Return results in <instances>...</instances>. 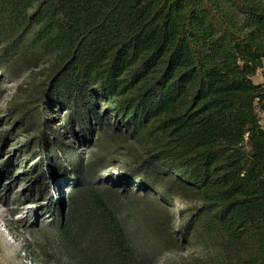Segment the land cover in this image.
Segmentation results:
<instances>
[{
    "label": "trees",
    "instance_id": "1",
    "mask_svg": "<svg viewBox=\"0 0 264 264\" xmlns=\"http://www.w3.org/2000/svg\"><path fill=\"white\" fill-rule=\"evenodd\" d=\"M36 71L0 118V153L34 134L18 150L54 264H148L129 193L198 248L188 264H264V0H0L2 76Z\"/></svg>",
    "mask_w": 264,
    "mask_h": 264
},
{
    "label": "rangeland",
    "instance_id": "2",
    "mask_svg": "<svg viewBox=\"0 0 264 264\" xmlns=\"http://www.w3.org/2000/svg\"><path fill=\"white\" fill-rule=\"evenodd\" d=\"M39 72L33 75L22 74L18 79H10L2 76V99L0 101V118L5 114L9 103H16L17 107L22 106L23 97L17 94L18 87L27 85L28 78L35 76L36 82ZM3 78V79H2ZM32 81V82H33ZM255 84L262 81L260 72L252 78ZM33 83V84H34ZM25 98V97H24ZM55 113V111H53ZM60 112L55 117L54 124L61 125L64 117ZM6 122V119H3ZM7 129L0 123V133ZM18 139L11 138L7 141L3 152L0 153V165L9 157H13V174L7 175L4 172L0 176V264H54L58 261L54 256V235L52 231L51 214L40 206L41 202L37 197L26 191L22 172L28 170L31 159L25 156V152L18 150L20 145L32 139L33 133L26 134L18 131ZM90 143V142H89ZM81 145L80 151L88 154L94 149L93 141ZM116 157L109 158L106 171L112 175L118 173L120 165ZM106 176V174H104ZM65 181L61 182L63 196H66ZM123 216L130 236L142 244L149 254L148 264H188L191 258L196 257L198 248L183 244L179 235H171L163 232L161 226L152 217V209L149 201L142 195L126 194L122 201ZM177 224V218H175ZM176 244L177 247L174 245Z\"/></svg>",
    "mask_w": 264,
    "mask_h": 264
},
{
    "label": "built area",
    "instance_id": "3",
    "mask_svg": "<svg viewBox=\"0 0 264 264\" xmlns=\"http://www.w3.org/2000/svg\"><path fill=\"white\" fill-rule=\"evenodd\" d=\"M259 116H260L259 123H260L261 127L264 129V114L261 113V114H259Z\"/></svg>",
    "mask_w": 264,
    "mask_h": 264
}]
</instances>
